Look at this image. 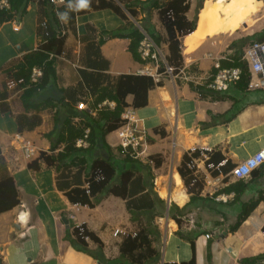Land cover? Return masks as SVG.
Instances as JSON below:
<instances>
[{
    "label": "crops",
    "instance_id": "1",
    "mask_svg": "<svg viewBox=\"0 0 264 264\" xmlns=\"http://www.w3.org/2000/svg\"><path fill=\"white\" fill-rule=\"evenodd\" d=\"M169 1L140 0L135 6L136 16L128 15L126 20L110 9L89 11L75 17V31L63 19L66 38L61 54L53 56L56 57L54 77L32 94L25 92L24 86L7 90L4 69L38 46L37 2H29L26 15L23 14L19 21L0 24V177L8 173L13 178L20 199L18 205L0 213V264L118 263L122 235L114 236V229L133 231L140 227L138 220L131 219L125 200L115 195H103L96 206L89 208L73 206L66 196L69 189L84 184L94 160L108 158V155L117 174L126 169L133 171L146 186L152 182L154 191L164 201V213L152 222L157 230L151 237L152 247L159 253L158 263L187 262L194 255L195 264H241L242 258L264 255V201L259 202L235 231H231L242 203L264 196V164L255 176L242 180L249 185L235 199L233 191L224 190L237 180L230 175L213 177L200 162L198 169L202 177L205 175V180L203 178L199 196L204 200L189 206L187 213L181 216L180 227L168 215L172 201L180 208L189 201L190 194L186 189L183 202L173 200L167 181L174 171L177 172L189 149L220 151L235 165L264 146V89L243 90L234 86L226 92H211L205 88L216 72L213 61L231 62L235 51L229 46L231 43L222 47L220 41L212 40V36L220 32L211 31L208 28L210 22L205 30H198V18L200 20L205 0L198 11V0L188 1L185 16L189 21L196 16L197 26L182 38L183 67L186 72L196 73L201 78L200 88L205 90H200L199 96L193 83L161 76V84L148 91L147 105L135 109L138 125L146 132L142 153L135 162H127L119 152L115 130L100 137L94 123L98 111L90 114L87 109L76 107L82 101L92 107L98 94L96 90L90 91L94 85L84 81L81 71L98 82L97 90L108 82L105 74H138L144 63L135 60L129 48L134 26H141L151 36H160L158 47L164 56L168 54L167 34L159 10ZM78 2L66 0L58 7L62 9V13L59 12L66 14ZM248 20L242 25L249 26ZM88 35L94 43L89 48L86 46ZM100 38L104 42L99 50L101 57L109 62L108 70H104V61L95 56ZM89 61L97 66H90ZM132 98L128 95L126 103L130 104ZM33 115H38L40 122L30 128ZM17 116H20V123ZM100 124L104 125L103 121ZM87 128L94 130V143L78 147L75 142ZM15 133L30 140L35 147L32 159H25L19 145L12 142ZM69 145L74 150H67ZM66 151L68 153L62 159L55 157ZM41 152L53 155V164L47 166L40 160L38 170L28 169L27 164ZM151 155L159 157V166L148 162ZM161 187L168 191L166 197L160 196ZM154 198L151 194L150 199ZM20 214H25V221L20 220ZM189 215L193 216V222L189 221ZM77 222L85 224L102 241L101 247L90 239L86 241L92 255L78 250L74 243L73 225ZM141 223L147 225L143 216ZM219 229L221 232L216 233ZM177 231L182 238L175 234ZM207 232L211 238H205ZM188 241H193L194 254ZM99 257L104 259L102 263ZM263 260L259 259L255 264H261Z\"/></svg>",
    "mask_w": 264,
    "mask_h": 264
},
{
    "label": "trees",
    "instance_id": "2",
    "mask_svg": "<svg viewBox=\"0 0 264 264\" xmlns=\"http://www.w3.org/2000/svg\"><path fill=\"white\" fill-rule=\"evenodd\" d=\"M8 1L10 7L8 9L0 10V24L7 21H19L22 15L28 10L30 1H36L38 4L39 25L37 28V36L39 37V43L37 48L34 51L23 55L22 59L16 64L11 63L7 68L4 69L5 75L7 77H13L16 79L23 78L25 80V83L23 84V86L26 88L25 92L32 94L36 92L37 89L45 87L50 78L54 77V64L56 57L50 58L49 53H54L55 56H57L60 55L64 49L66 34L57 35V31L63 26V24L60 23V21H62V9L59 8L61 13L59 12L60 15L58 16L54 11V5L49 0ZM188 1L189 0H170L159 10V18L167 34L168 54L165 56L166 61L169 65H172L176 68L183 65L182 38L196 29V16L192 21L187 20L185 16V13L189 8ZM87 3L88 6L86 8H78L77 3L74 9H71L65 14L66 20L69 23L71 30L75 31V17L89 11L110 9L124 20L128 19V15L135 17L137 14L135 6L140 4V0H87ZM153 4L155 6L157 5L156 2ZM201 6L202 5L197 6V11L201 8ZM169 10L173 12V19H170L166 16V12ZM43 19H46L47 22L48 35L45 34L40 26V22H42ZM130 37L131 43L129 48L131 54L135 60L141 61L137 51L139 42L142 39V33L140 29L134 26V29L130 32ZM152 38L155 44L159 46L161 43V37L153 34ZM86 39V46L89 48L94 44L93 38L88 35ZM248 39L249 38L246 37L241 39L239 42H232L229 45L231 48H235L234 54L231 57L232 61L221 63L222 67H242L243 72L241 79L235 86L243 90H245L247 87L249 73L247 71L246 64L240 60V54L244 45V41ZM252 39L263 40L264 29L261 32L255 34ZM103 42L104 39L100 38L98 40L96 44L95 56L101 58L102 61H104V70H108L109 62L101 57L99 50V47L101 44H103ZM89 65L93 67L97 66L92 61H89ZM34 66L43 68V74L39 83L37 84H31L29 81L30 72ZM214 71L216 70L214 69ZM81 74L83 75V79L86 83L89 82L94 85L90 91L93 92L96 90L98 92L97 97L91 104L92 107L96 106L98 103H101L104 99L113 100L115 102V106L113 108L104 107L99 109L98 118L94 120L101 138L119 126L121 122V113L126 106L130 105L135 109L145 107L147 105L148 91L161 84V81L155 83L152 77L141 74L122 73L116 76L105 74L108 82L104 87H101L97 90L95 89V86L98 84V82L95 81V79H92V77L87 75L84 71H81ZM199 90L204 91L205 88L203 89L199 87ZM128 95L133 97L130 104L126 103V97ZM3 110L7 109L3 108ZM32 119L33 122L32 126H29L30 128H34V126L40 122V117L38 115H33ZM20 121V116H17V122L20 123ZM100 121H103L104 125H101ZM18 129H21L20 125ZM156 130L157 129H155V131ZM90 131L89 144L92 145L94 143V130L90 129ZM68 149L74 150L71 145L67 147V150ZM67 153L68 151H66V153L59 152L55 157L57 159H62L65 155H67ZM207 153L209 154V158L206 160V163L213 162L216 164L226 158L221 154L220 151L214 152L212 150ZM199 154L200 151L198 148L193 151L188 150L183 155L181 164L177 168V172L180 175L187 192L190 194L189 201L181 208L178 207L174 202H171L169 207L168 215L177 223L179 227L182 221L181 216L187 213L189 206L204 200V198L199 196L203 185L202 175L201 179L197 180L191 186L190 182L192 179V171L187 167V162L191 159V157L198 158ZM123 156L129 163L136 161L135 158L128 155ZM55 157L45 152H41L38 158L31 160L27 164V168L30 170H38L40 168V160H42L47 166H50L55 161ZM149 159L152 160L155 165L159 166L161 163L159 157H156V155H151ZM226 159L227 160L225 164L220 167V170L223 174H226L227 171L233 167L231 160L229 158ZM108 160L109 155L108 158L94 160L84 184L82 186L72 187L66 192V196L72 204L77 203L89 208L96 206V204L100 202L103 195H115L124 199L126 209L130 213L131 219L138 220L140 227L134 230L135 234L127 233L122 235V239L119 244L120 255L117 264H160L157 262L159 260V253H157V251L152 247L151 234H153V232L155 234L157 233L156 227H153L154 225L152 222L157 215L164 213V201L154 191V185L152 182L146 186L145 183H141L140 176H134L133 171L129 169L121 171L119 174H117L115 166ZM258 171H260V167L254 170L251 175L255 176ZM217 174L218 171H212V175L215 176ZM97 175L100 176L98 179H96ZM115 179L118 181L117 183H115ZM86 182L88 183L86 184ZM248 185V182L237 180L232 185H229L224 191H233L234 198L236 199L239 198V196L247 189ZM151 194L154 195V199H150ZM261 201H264L263 195H259L247 203H242V210L238 214L236 222L231 227V231H235L241 222L249 216L252 210ZM19 202V193L13 178L8 173H4L0 177V213L10 210L11 208L18 205ZM142 216L144 217L147 225H143L141 223ZM73 231L76 237V241L74 243L76 244L78 250L86 251L92 255L93 253L87 249V242L77 236L76 229ZM262 231L264 232V225L262 227ZM85 233L91 241L97 244V246H102V241L94 232L89 231L86 226ZM175 234L182 238V235L178 231L175 232ZM188 242L190 243L192 252L194 254L193 241ZM262 258H264V255L242 258L240 259V263L255 264L259 259ZM99 261L102 263L104 259L99 257ZM164 264H195L194 255L187 262H166Z\"/></svg>",
    "mask_w": 264,
    "mask_h": 264
},
{
    "label": "built area",
    "instance_id": "3",
    "mask_svg": "<svg viewBox=\"0 0 264 264\" xmlns=\"http://www.w3.org/2000/svg\"><path fill=\"white\" fill-rule=\"evenodd\" d=\"M54 5V11L59 16L60 5H64L66 0H49ZM10 7L8 0H0V10L8 9ZM166 16L170 19H173V12L171 10L166 12ZM60 23L63 24L62 21ZM40 26L42 30L48 35L47 32V22L46 20H42L40 22ZM139 29L142 33V39L138 45V53L140 56V60L144 63L143 66L138 69L137 73L145 76L152 77L155 83L161 81V76L168 75L173 79H182L184 81H188L194 84L195 90L197 91V95H201V91L199 90L201 84V78L196 73H188L185 71L183 65L176 68L172 65H169L166 61V57L160 51V48L155 44L152 36L144 30L141 26ZM66 34V30L64 27H60L57 31V35ZM55 56L54 53H49V57ZM240 60L246 64L247 71L249 73V80L246 87V90H255V89H263L264 87V39L263 40H255L251 39L242 49ZM213 67L216 70L215 74L212 76L210 80H208L205 84V88L208 91H216V92H226L231 87L237 85L242 76V67L240 66H229L222 67L220 64V59H215L213 61ZM43 74L42 68L38 66H34L31 69L29 81L31 84H37L40 81V78ZM25 80L23 78H13L7 77L5 81V87L7 90L19 89V87H23ZM1 103V99H0ZM115 106L114 101L105 100L101 103H98L94 107H87V105L82 101L77 103L76 107L79 110H88L90 114H95L99 109L108 107L113 108ZM117 138H118V146L119 152L122 155H128L137 159L141 153V147H143L146 141V132L144 128H141L138 125V119L136 117L135 108L132 106H126L121 113V122L119 126L115 129ZM89 133L90 130L87 128L84 130L82 137L77 139L75 144L78 147H88L89 145ZM12 142L14 144L19 145V149L22 151V154L25 159L30 160L34 157L36 153V149L31 143L30 140L24 138L21 134L15 133L12 136ZM196 148L189 149L191 151ZM200 151L198 158H193L187 162V167L192 171V179L190 185L192 186L197 180L201 179V173L198 169V164L203 162L205 170L213 177H218L220 175H230L236 180H246L249 179L252 172L258 169L262 164H264V146L254 152L252 155L240 160L238 163L233 165V167L228 171V173L223 174L220 170V167L223 166L226 162V158L221 160L218 163L208 162L206 160L209 158V154L207 152L212 151V149L208 148H198ZM149 163L153 164L152 160H148ZM212 171H218L217 175H212ZM99 174V173H98ZM100 176L97 175L96 179ZM205 180V175H203ZM88 182H86L87 184ZM73 206L81 207L80 204H72ZM70 218H73L70 215ZM193 216L189 215V221L193 222ZM73 229L77 230V236L83 239L84 241H89V237L85 233V224L82 222H77L73 225ZM218 231V230H217ZM218 231V233H220ZM127 233L135 234L133 231H126L120 228H116L113 231L114 236L124 235ZM205 238H211L212 235L210 233L204 234ZM261 264H264V260Z\"/></svg>",
    "mask_w": 264,
    "mask_h": 264
},
{
    "label": "bare ground",
    "instance_id": "4",
    "mask_svg": "<svg viewBox=\"0 0 264 264\" xmlns=\"http://www.w3.org/2000/svg\"><path fill=\"white\" fill-rule=\"evenodd\" d=\"M259 4L260 0H210L207 3L206 9L200 14L198 30H205L209 22L215 29L221 28L225 24L237 28L240 23L246 21L251 15L257 12ZM219 13L222 14V18L216 19ZM171 179L175 186L171 192V196L173 200L175 199V201L181 203L184 201L183 192L180 190L182 185L181 178L179 174L174 171ZM157 184H159V182H157ZM159 191L160 196H167L168 191L164 187H161ZM20 220L25 221V214H20ZM171 251H173L172 248ZM167 253L169 258L171 253L170 250Z\"/></svg>",
    "mask_w": 264,
    "mask_h": 264
},
{
    "label": "rangeland",
    "instance_id": "5",
    "mask_svg": "<svg viewBox=\"0 0 264 264\" xmlns=\"http://www.w3.org/2000/svg\"><path fill=\"white\" fill-rule=\"evenodd\" d=\"M209 1L210 0H205L204 4H203L202 0H198L197 5H202L203 4L202 10H205L206 7H207V3ZM107 10H109V9H107ZM83 14H86V13H83ZM25 15H26V13H24V16ZM221 16H222V14L219 13L217 15L216 19L222 18ZM248 19H249L248 22L250 24L249 26L242 25V23H243L242 22V23L239 24V26L240 25L241 26L239 28H237V29H235L234 27H231V26H227V24H225L224 26H222L221 28H218V29H215L213 26L210 25L208 28L211 31L214 30V31L220 32V33H218L216 35H213L212 36V40L220 41V44L223 47V45H225V44L229 45L232 42H239L241 39H244V38L248 37L249 39L245 40L244 43H243L244 44L243 46H245L250 41V37L253 38L255 34L261 32L264 29V0L260 1V4H259L257 12L254 15H251ZM198 22H199V18H198ZM108 23H110V20L108 21ZM232 28H234L235 30H233ZM117 52L118 51L116 50V53ZM263 89H264V87H263ZM160 181L162 182V180H160ZM167 181H168V189L170 191H172L175 188L174 183L172 185V181H171L170 177H169V180H167ZM158 186H161V183H159ZM184 189H186V187H185L184 183L182 182L180 190L183 193H185Z\"/></svg>",
    "mask_w": 264,
    "mask_h": 264
},
{
    "label": "clouds",
    "instance_id": "6",
    "mask_svg": "<svg viewBox=\"0 0 264 264\" xmlns=\"http://www.w3.org/2000/svg\"><path fill=\"white\" fill-rule=\"evenodd\" d=\"M88 6L87 0H79L77 7L78 8H86ZM61 19H66L65 14H61Z\"/></svg>",
    "mask_w": 264,
    "mask_h": 264
},
{
    "label": "water",
    "instance_id": "7",
    "mask_svg": "<svg viewBox=\"0 0 264 264\" xmlns=\"http://www.w3.org/2000/svg\"><path fill=\"white\" fill-rule=\"evenodd\" d=\"M170 199V196L168 197V200ZM221 229H219L218 231H220ZM218 231H216V233H218Z\"/></svg>",
    "mask_w": 264,
    "mask_h": 264
}]
</instances>
